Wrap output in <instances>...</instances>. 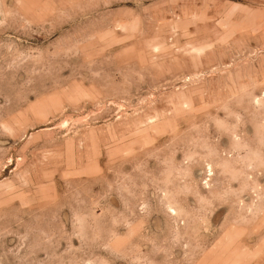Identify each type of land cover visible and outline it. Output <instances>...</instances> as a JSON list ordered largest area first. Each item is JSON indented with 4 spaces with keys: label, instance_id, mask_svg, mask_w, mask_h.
<instances>
[{
    "label": "rangeland",
    "instance_id": "1",
    "mask_svg": "<svg viewBox=\"0 0 264 264\" xmlns=\"http://www.w3.org/2000/svg\"><path fill=\"white\" fill-rule=\"evenodd\" d=\"M0 264H264V0H0Z\"/></svg>",
    "mask_w": 264,
    "mask_h": 264
}]
</instances>
